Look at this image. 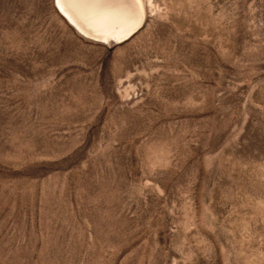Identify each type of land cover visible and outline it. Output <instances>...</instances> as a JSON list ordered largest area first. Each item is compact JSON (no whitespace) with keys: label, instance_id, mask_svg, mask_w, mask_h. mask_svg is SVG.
I'll use <instances>...</instances> for the list:
<instances>
[{"label":"rangeland","instance_id":"374dc122","mask_svg":"<svg viewBox=\"0 0 264 264\" xmlns=\"http://www.w3.org/2000/svg\"><path fill=\"white\" fill-rule=\"evenodd\" d=\"M0 264H264V0H0Z\"/></svg>","mask_w":264,"mask_h":264},{"label":"bare ground","instance_id":"6f19581e","mask_svg":"<svg viewBox=\"0 0 264 264\" xmlns=\"http://www.w3.org/2000/svg\"><path fill=\"white\" fill-rule=\"evenodd\" d=\"M80 2H81V1H80ZM90 13H91V12H90ZM110 25H111V24H110ZM110 25H109V26H110Z\"/></svg>","mask_w":264,"mask_h":264}]
</instances>
